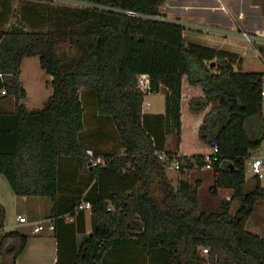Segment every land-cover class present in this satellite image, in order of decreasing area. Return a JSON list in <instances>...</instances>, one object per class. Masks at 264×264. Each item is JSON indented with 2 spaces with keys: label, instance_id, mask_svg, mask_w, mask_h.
Returning a JSON list of instances; mask_svg holds the SVG:
<instances>
[{
  "label": "trees",
  "instance_id": "obj_1",
  "mask_svg": "<svg viewBox=\"0 0 264 264\" xmlns=\"http://www.w3.org/2000/svg\"><path fill=\"white\" fill-rule=\"evenodd\" d=\"M76 1L89 5L23 0L14 14L12 0L0 1V174L16 196L51 200L55 264H264V238L246 228L264 200L261 179L246 178L248 158L264 143V72L242 71L238 54L186 43L184 25L160 15L166 0ZM31 56L53 87L35 110L21 103V64ZM185 75L204 93L191 110L212 105L199 129L218 149L209 161L179 153ZM162 88L165 113H143L145 95ZM83 99L101 119L92 132ZM111 134L123 154L95 148L94 140ZM170 135L175 150L167 147ZM94 157L106 165L92 167ZM174 160L181 175L209 165L211 193L229 189L230 198L201 210L199 181L175 185L169 177ZM83 202L92 205L90 233ZM5 219L0 203V255L16 262L30 236L5 231Z\"/></svg>",
  "mask_w": 264,
  "mask_h": 264
},
{
  "label": "rangeland",
  "instance_id": "obj_2",
  "mask_svg": "<svg viewBox=\"0 0 264 264\" xmlns=\"http://www.w3.org/2000/svg\"><path fill=\"white\" fill-rule=\"evenodd\" d=\"M21 2H23V0H12L14 14L18 13ZM53 4L56 6H69V7L76 6L74 2H69L65 0H53ZM201 10H190L188 12L196 13V12H201ZM160 15L161 17L167 18L166 14L160 13ZM9 27L10 24H7L4 28L7 29ZM184 34H185L184 38L186 43L198 44L206 47L218 46V48H220L221 50L222 49L236 50L240 48V45H242V43L239 42L240 40L238 41L237 39H232L230 37L225 38L212 33L195 31L188 28H185ZM244 52L248 54V56L246 57L248 61L245 67L246 71H264V62H263L264 60H261L255 56L253 47L248 48ZM51 79L52 77L41 68L39 56L25 57L21 64L20 80L27 91V97L26 99L22 100L21 103H23L26 106V108L29 110L42 108L45 102L47 101V99L52 95L53 92ZM161 99L163 100V95L156 96L154 101H156L158 105L159 103H161L160 102ZM83 101L85 102L86 130L92 132L91 130L98 128L101 119L100 116L97 114L94 104L90 103V101H87L86 99H83ZM13 104H14V98H11L8 101V107L12 108ZM110 127L107 126L106 129L108 130L110 129ZM113 139H114L113 134H111V136H109L108 139L106 140H101V139L99 140L96 139L97 141L94 140L93 144L95 145L96 149L98 148V150L101 149L104 150V152H113ZM167 141H168V148L171 150H175V145H176L175 136L170 135ZM213 149L214 148L211 147V149L207 153L208 154L214 153ZM188 157H192V156H188ZM176 162L178 161L174 160L173 162L167 164L168 175L171 176V178L174 181L173 183L175 185L177 184V181H179L180 179H186L191 183H195L196 181H199L200 186L198 187V191H199L201 210L213 211L218 207L221 200L229 199L228 196H231L232 191L228 189H220L216 195L211 193L210 190L214 184V180H213L214 177H213V172L210 168L194 167L192 169L186 170L185 174L181 175L180 169H175L173 166ZM250 164H251V160L248 159L246 162L247 176H250L252 174ZM7 185L13 200L10 199L9 194L2 193L0 191V194L5 199V203L3 204L6 210L4 230L8 231V230L18 229L23 232H26L30 236L29 243L26 249L18 259L19 263L20 264H52L55 255L54 236L52 235V233L47 231L42 234H32L31 233L32 227L28 225V223H19L16 221L15 218L17 214H22L23 216H25L28 222H32L33 218L38 216L39 218H41L38 221L45 222L46 217H44L43 210L36 209L35 211V208L33 206L30 207L29 203H35V202L51 203L50 202L51 200L48 198L35 197V196H30V197L16 196L12 191L11 187L9 186L8 182ZM14 199H16L17 202H14ZM86 210L88 212L90 211V209H86ZM251 223H252L251 226H253L254 223H256L257 227L264 226V209L262 205L258 206L257 212L251 219ZM89 226H90V221H89ZM247 229L251 230L250 226Z\"/></svg>",
  "mask_w": 264,
  "mask_h": 264
},
{
  "label": "crops",
  "instance_id": "obj_3",
  "mask_svg": "<svg viewBox=\"0 0 264 264\" xmlns=\"http://www.w3.org/2000/svg\"><path fill=\"white\" fill-rule=\"evenodd\" d=\"M190 10H201V12L190 13L188 12ZM159 12L161 14H166L167 19L179 21L182 25H184L185 28L203 32L200 30L201 27H211L218 29L226 34V35H218V36L225 38L230 37L232 39H237L238 41L240 40L239 42H241L242 45H240L239 49L224 50V51L235 53L238 54L240 57H242L243 59L241 66L242 71L252 72L245 70L246 64L248 62L246 58L248 54L244 51L247 50L248 48L253 47L255 56L261 60H264V38L262 39L263 41L260 43L259 42L248 43L239 37L241 32H247L249 34L260 33L264 35V0H166L165 3L162 6H160ZM216 47L211 46V48L221 50L220 48H218V46ZM254 72H264V71H254ZM161 95H163V100L161 99L160 100L161 103L157 105L156 101H154L155 97ZM203 96L204 93L202 87L199 85L190 84L188 77L185 75L182 80V101H181L182 129H181V143L179 148L180 150L179 153L181 155L187 156L188 154V156H193L194 154L195 155L200 154L206 156V158L210 155V153L208 154L207 152L211 149V147L209 145L204 144L203 141L199 138V129L203 122L204 116L207 114V112H209L212 105L210 104L203 112L200 113L193 112L190 108V103L192 99ZM165 97H166V91L164 88H162L157 93H147L144 97L143 113L164 114ZM263 97H264V82H263ZM263 115H264V100H263ZM167 147H168V141H167ZM113 152L119 154L124 153V148L121 146V143L116 137L115 139H113ZM253 154L256 157L264 158V143L259 149L253 151ZM169 177L171 178L170 175ZM251 177H253L252 174L250 176L246 175L248 181L251 179ZM4 178L5 176L0 174V191L2 193L9 194L10 199H12V195L7 187L8 181H6L7 180L6 178L5 179ZM261 182L262 185L264 186V177L261 179ZM110 185H113V177H112V184ZM228 197L230 198V196ZM14 202H17L16 199H14ZM0 203L2 204L5 203V199L1 194H0ZM259 205H262L264 209V200L257 203L253 216L257 212ZM29 206L30 207L33 206L35 208V211L36 209L43 210L44 217L46 218H48V216L51 215L52 202L29 203ZM84 211H85L86 232L90 233L92 229V214L91 211L88 212L86 209H84ZM18 215H22V214H17V216ZM17 216L15 217L16 221H17ZM37 217L38 216L33 218L32 222L41 219ZM252 217L248 220L246 228H249L250 226L251 228V230H249L250 232L258 234L259 236L264 238V226L257 227L256 223H254L253 226H251ZM68 221H73V219L71 220V218H68ZM89 221H90V226H89ZM2 233L3 230L0 229V235ZM52 235L54 236L53 233ZM57 250H58L57 239L54 236L55 255L52 264H55L56 262L57 252H58ZM18 259L16 260V262H13L11 258L5 259L0 255V264H20Z\"/></svg>",
  "mask_w": 264,
  "mask_h": 264
},
{
  "label": "built area",
  "instance_id": "obj_4",
  "mask_svg": "<svg viewBox=\"0 0 264 264\" xmlns=\"http://www.w3.org/2000/svg\"><path fill=\"white\" fill-rule=\"evenodd\" d=\"M65 1L74 2L76 5L75 7H85V6L89 5L83 1H76V0H65ZM77 5H79V6H77ZM126 14L129 16H137L138 15L137 13H135L133 11H127ZM200 30L203 32L212 33L215 35H226L222 31L215 29V28H211V27H201ZM239 37L248 43H257V42L260 43L263 41L262 39L264 38V35L260 34V33L249 34L247 32H241ZM213 151L215 153L218 151V149L215 147L213 149ZM89 153L92 155L91 151H89ZM160 158L164 159L165 157L161 156ZM248 159L251 160L250 165H251L252 175L258 176L260 179H262L264 177V158L256 157L252 152L251 156ZM207 161H209L208 157H207ZM90 165L92 167L104 166V165H106V161L102 157H94L91 160ZM173 166L175 169H180V163L179 162H176ZM205 167L210 168L209 165H207ZM91 207H92L91 203L83 202V203H81V205H79L78 208L80 210L81 209L83 210V209H91ZM17 221L19 223H28V225H30L32 227V229H31L32 234H42V233L47 232V231L53 232L55 230V223H54V219H52V218H46L45 222H42V221L28 222L27 219L25 218V216L18 215ZM202 252L207 254L209 252L208 248H202Z\"/></svg>",
  "mask_w": 264,
  "mask_h": 264
},
{
  "label": "water",
  "instance_id": "obj_5",
  "mask_svg": "<svg viewBox=\"0 0 264 264\" xmlns=\"http://www.w3.org/2000/svg\"><path fill=\"white\" fill-rule=\"evenodd\" d=\"M214 65H215V63L213 62V63H212V66H214Z\"/></svg>",
  "mask_w": 264,
  "mask_h": 264
}]
</instances>
